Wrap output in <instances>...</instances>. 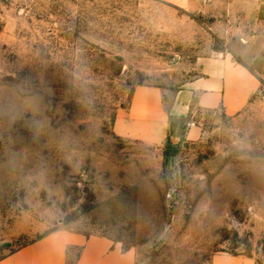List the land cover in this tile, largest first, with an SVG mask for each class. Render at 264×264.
Returning a JSON list of instances; mask_svg holds the SVG:
<instances>
[{"label": "rangeland", "instance_id": "1", "mask_svg": "<svg viewBox=\"0 0 264 264\" xmlns=\"http://www.w3.org/2000/svg\"><path fill=\"white\" fill-rule=\"evenodd\" d=\"M230 3L0 0V260L69 230L137 264H264V86L234 117L170 118L168 148L119 126L221 54Z\"/></svg>", "mask_w": 264, "mask_h": 264}, {"label": "crops", "instance_id": "2", "mask_svg": "<svg viewBox=\"0 0 264 264\" xmlns=\"http://www.w3.org/2000/svg\"><path fill=\"white\" fill-rule=\"evenodd\" d=\"M230 2L219 34L221 54L204 60L201 76L167 100L160 89H139L130 123L121 118V135L160 146L169 138L170 118L184 122L199 111L234 117L250 104L264 86V0ZM201 134L194 124L186 139ZM0 264H137V258L106 236L59 230L12 252Z\"/></svg>", "mask_w": 264, "mask_h": 264}, {"label": "trees", "instance_id": "3", "mask_svg": "<svg viewBox=\"0 0 264 264\" xmlns=\"http://www.w3.org/2000/svg\"><path fill=\"white\" fill-rule=\"evenodd\" d=\"M171 145H172V141H171V139H170V137H169V138H168V141H167V148L170 147ZM165 155H166V156H170L171 154L168 153L167 150H166Z\"/></svg>", "mask_w": 264, "mask_h": 264}]
</instances>
